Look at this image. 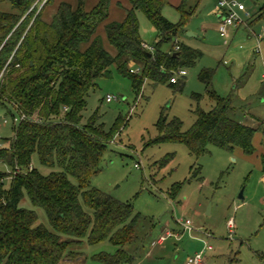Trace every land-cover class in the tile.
I'll return each mask as SVG.
<instances>
[{"label": "trees", "instance_id": "obj_1", "mask_svg": "<svg viewBox=\"0 0 264 264\" xmlns=\"http://www.w3.org/2000/svg\"><path fill=\"white\" fill-rule=\"evenodd\" d=\"M7 1L13 11H0V102L13 104L27 119L20 120L5 146L0 143V161L12 168L10 173L0 171V264H60L79 258L85 241L98 244L106 240L117 250L100 252L94 259L104 264H132L134 257L125 245L134 238L140 214H135L131 203L91 186L92 177L102 169L107 144L122 126L115 124L106 132L94 119L82 123V111L96 79L109 76L113 64L131 80L138 95L147 79L182 90L184 79L174 83L170 78L179 69L195 66L203 53L177 41L169 51L161 46L184 31L193 11L182 0L177 6L180 21L174 23L162 14L169 0H131L125 19L105 26L116 49L112 54L97 34L99 21L107 17L103 2L86 11L82 0L76 8L64 1L47 20L43 13L50 0L40 8V0ZM136 10L143 11L158 32L154 51L144 47ZM134 66L140 72H131ZM214 73V69L203 68L198 75L213 107L204 110L200 105L204 95L193 93L198 103L193 125L184 130L178 117L168 120L162 113L159 136L153 142L185 144L196 157L210 146L227 151L238 148L246 155L256 152V128L228 115L231 98L212 88ZM34 153L42 165L58 170L44 175L31 167ZM261 167L264 173V153ZM200 172L199 167L195 175ZM8 177L11 185L6 190ZM26 195L34 207L45 211L51 229L38 222L36 210L20 206Z\"/></svg>", "mask_w": 264, "mask_h": 264}, {"label": "rangeland", "instance_id": "obj_2", "mask_svg": "<svg viewBox=\"0 0 264 264\" xmlns=\"http://www.w3.org/2000/svg\"><path fill=\"white\" fill-rule=\"evenodd\" d=\"M39 3V8L45 3ZM46 1V0H45ZM74 8L80 0H50L43 16L50 20L61 2ZM86 11L100 2L107 17L99 21L97 34L112 54L105 26L121 22L132 8L131 0H82ZM169 0L162 14L170 21H180L176 3ZM219 0H187L195 9L186 28L171 41L162 44L168 51L176 41L197 48L203 53L195 66L187 68L182 90H174L168 83L154 84L145 80L138 95L131 80L121 74L116 65L111 74L96 79L86 97L82 123L91 119L109 132L115 124L121 130L107 144L102 169L91 179V186L108 195L129 202L135 214H140L132 241L125 245L134 257L132 264H187V257L212 246L204 255L203 264H264V173L257 154L245 155L240 149L227 151L210 146L200 157L188 147L176 142H153L159 136L158 122L162 113L168 120L178 117L187 130L196 121L198 105L193 93L204 95L201 107L209 111L214 101L206 96V84L199 79L203 68L214 69L212 88L223 97L231 98L229 116L256 128L254 138L264 135V93L261 74L264 68V0H237L245 5L243 25L230 28L224 40L217 31ZM0 11H13L9 1H0ZM245 12L249 16H245ZM139 32L148 44L157 42V31L141 10H136ZM194 34V37H190ZM259 34H263L259 38ZM197 35V37H196ZM226 41V43H225ZM83 44V48L87 47ZM134 68H137L134 66ZM177 76V74H176ZM115 96L111 102L106 96ZM36 120V116L33 117ZM21 120V115L9 102H0V143L5 146ZM260 123V124H259ZM260 132V133H259ZM264 151V143L258 142ZM255 147H257L255 145ZM31 166L47 175L58 168L40 163L37 153L32 155ZM201 168L200 176L195 175ZM0 171L10 173L12 168L0 161ZM11 177L5 179L9 189ZM173 188H176L174 194ZM242 194L243 197H240ZM20 206L36 210L38 222L51 229L45 211L34 207L26 195ZM189 218L195 231L183 233L180 219ZM232 223L230 227L229 224ZM166 231L173 236L162 244H153ZM209 232L210 236L206 235ZM176 236H179L177 238ZM159 243V242H156ZM82 254L71 264H104L94 256L100 252L114 253L117 246L106 240L98 244L87 241L79 248ZM64 264V263H63Z\"/></svg>", "mask_w": 264, "mask_h": 264}, {"label": "built area", "instance_id": "obj_3", "mask_svg": "<svg viewBox=\"0 0 264 264\" xmlns=\"http://www.w3.org/2000/svg\"><path fill=\"white\" fill-rule=\"evenodd\" d=\"M41 1V0H40ZM45 0L42 2L44 3ZM217 8L220 11V20L218 24V31L220 34L224 37L227 36L230 28L232 27H239L243 25L244 16L242 13L246 10L245 5L242 2H239L237 0H219L217 4ZM245 16H249L248 12H245ZM263 34H259V38L261 39ZM144 47L148 50H152L153 47L144 44ZM176 50L179 48V45H176ZM133 73L140 72V68H134L132 67L130 69ZM177 74V76H176ZM187 75L186 69H179L178 71L174 72L173 76L170 78L171 82H177L179 80V77H185ZM261 79L263 83V91H264V68L263 73L261 74ZM113 99H115V96H112L108 94L106 96V101L111 102ZM67 111V108L64 109ZM27 119V116L22 114L21 120ZM32 167V166H31ZM17 171V170H16ZM180 226L183 227V233H189L190 235L195 231L194 226L192 225V222L189 218L187 219H180L179 220ZM229 226H232V223L230 222ZM207 236H210L209 232H206ZM173 234L171 231H166L165 234L160 236L159 243L162 244L167 238L172 237ZM179 238V236H176ZM212 246L210 244L206 245L205 248L201 249L200 251H197L194 255L189 256L187 259V264H203L204 262V255L207 250H211Z\"/></svg>", "mask_w": 264, "mask_h": 264}, {"label": "crops", "instance_id": "obj_4", "mask_svg": "<svg viewBox=\"0 0 264 264\" xmlns=\"http://www.w3.org/2000/svg\"><path fill=\"white\" fill-rule=\"evenodd\" d=\"M173 2H175L176 3V7L181 3V1L182 0H172ZM172 1H171V3H172ZM188 4V3H187ZM189 7V6H188ZM189 9H191L192 11H193V13L192 14H194V11H195V9L193 8V7H189ZM214 13H216V16H217V23H218V21L220 20V11H219V9L217 8H215L214 9V11H213ZM192 16V15H191ZM168 19V18H167ZM169 20V19H168ZM189 20H190V18H189ZM188 20V21H189ZM172 22V21H171ZM188 23V22H187ZM187 23H186V25H187ZM186 25H185V27H184V31L183 32H187L188 31V28H186ZM216 28H217V31H218V24H217V26H216ZM238 29V27H235V29ZM219 32V31H218ZM219 34H220V32H219ZM228 34H229V32H228ZM227 34V35H228ZM221 35V34H220ZM157 36H158V32H157ZM195 35L194 34H190V37H194ZM196 37H197V35H196ZM221 37L224 39V40H226L227 39V36L226 37H224V36H222L221 35ZM177 38V37H176ZM157 39H158V37H157ZM177 42H179V41H177ZM225 43H226V41H225ZM143 44H147V45H149V46H151V47H153L152 48V50H150V51H154V44H148V43H146L144 40H143ZM189 46V45H188ZM192 47V46H191ZM194 48V47H193ZM197 49V48H196ZM169 51V50H168ZM152 54V53H151ZM201 59V58H200ZM199 59V60H200ZM185 79V78H184ZM263 84V83H262ZM263 93H264V91H263ZM264 100V99H263ZM260 124V123H259ZM261 127L264 129V124H261ZM260 133V132H259ZM113 141V140H112ZM114 143H116L115 141H113ZM258 142H260V143H264V135L263 136H261V133L260 134H258V136H257V138H254V145H256L257 147H256V152L254 153L255 155L257 154V156L260 158V162H259V164H260V168H262L261 167V155L264 153V151L262 150V148L260 147V145H258ZM238 149V148H237ZM236 150V149H235ZM246 155V154H245ZM156 242H158V239L153 243V244H160V243H156ZM164 243V242H163ZM187 259H188V257H187ZM71 264L72 263V260H64V261H62L60 264Z\"/></svg>", "mask_w": 264, "mask_h": 264}, {"label": "water", "instance_id": "obj_5", "mask_svg": "<svg viewBox=\"0 0 264 264\" xmlns=\"http://www.w3.org/2000/svg\"><path fill=\"white\" fill-rule=\"evenodd\" d=\"M149 55L151 56L152 54H151V53H149ZM240 197H243V196H242V194L240 195Z\"/></svg>", "mask_w": 264, "mask_h": 264}]
</instances>
